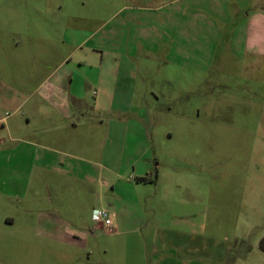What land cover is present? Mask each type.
<instances>
[{
    "label": "crops",
    "instance_id": "1",
    "mask_svg": "<svg viewBox=\"0 0 264 264\" xmlns=\"http://www.w3.org/2000/svg\"><path fill=\"white\" fill-rule=\"evenodd\" d=\"M232 25V50H239L244 58L256 57L263 81L264 0H122L99 32L67 27L64 40L76 50L89 49L76 62L72 61L76 51L70 53L40 81L36 92L41 96L30 109L32 116L26 114L21 120L18 113L26 100L3 97L10 83L0 79V196L27 203L32 200L33 184L48 183V174L56 186L50 198L61 212L71 211L72 205L75 210L80 202L79 192L76 198L71 195L73 186L110 189L115 209L111 233L124 237L130 255L114 264H264V228L256 233L255 227L250 230L245 224L250 215L234 210L238 194H228V188L222 192L213 186L206 195L195 188L190 192L180 188L178 195L164 196L170 198L177 218L173 227L144 222L147 202L138 193L141 185L155 181L150 131L141 125L149 122V113L135 106L137 74L148 68L135 61L164 52L169 62L181 66H186L187 57H194L192 67L202 70L200 59L207 57L211 66L218 41L227 36L221 27ZM204 40L209 52L202 50ZM65 65L69 74L59 76L57 70ZM106 119L108 130L103 131ZM102 136L105 140L98 142ZM37 193L41 198L42 192ZM163 199L159 196L149 210L155 216ZM256 201V210L262 202L258 215H264V195ZM235 216L245 220L235 224ZM60 221L69 222L63 217ZM148 240L150 259L143 253L132 257Z\"/></svg>",
    "mask_w": 264,
    "mask_h": 264
},
{
    "label": "rangeland",
    "instance_id": "2",
    "mask_svg": "<svg viewBox=\"0 0 264 264\" xmlns=\"http://www.w3.org/2000/svg\"><path fill=\"white\" fill-rule=\"evenodd\" d=\"M121 5L122 0H0V79L10 83L3 97L26 100L18 113L21 120L26 114L32 116L30 109L41 96L36 92L40 81L70 53L76 51L72 60L76 62L89 49L76 50L64 40L67 27L99 32L103 21ZM217 21L220 27L221 21ZM221 28L227 36L218 41L211 66L207 57L196 58L204 65L202 70L192 67L194 57H187L186 66H181L169 62L164 52L135 61L148 68L137 74L135 106L149 113V122L141 125L150 131L152 176L157 181L138 190L147 202L143 219L147 224L176 226L172 202L164 196L178 195L180 188H187L185 192L195 188L196 193L206 195L216 186L218 191L228 188V194H238L234 210L250 215L245 221L250 230L255 227L256 233L264 228V215H258L261 201L256 210L257 197L264 195V80H259L256 57H242L236 46L238 51L232 50L234 26ZM206 42L202 50L209 52ZM69 70L65 65L57 73L65 75ZM107 122L103 131L108 130ZM6 137L2 135V139ZM102 140L105 136L98 142ZM45 175L48 183L33 184L32 200L27 203L0 196V264H114L130 257L124 237L98 224L94 214L108 210L113 216L110 189L70 187L75 198L80 193V202L75 210L72 205L71 211L65 208L61 213L50 198L56 186ZM37 191L42 192L41 198ZM159 196L163 199L161 216H155L149 210L157 205ZM254 212H258L256 216ZM222 220L226 223V218ZM237 220L242 223L245 216H235V224ZM206 224L212 225L210 218ZM54 227L59 230L54 232ZM150 244L148 240L140 254L135 251L131 256L143 253L150 259Z\"/></svg>",
    "mask_w": 264,
    "mask_h": 264
},
{
    "label": "built area",
    "instance_id": "3",
    "mask_svg": "<svg viewBox=\"0 0 264 264\" xmlns=\"http://www.w3.org/2000/svg\"><path fill=\"white\" fill-rule=\"evenodd\" d=\"M94 214L97 217L98 224H102L110 232L113 231V218L108 210H97Z\"/></svg>",
    "mask_w": 264,
    "mask_h": 264
},
{
    "label": "trees",
    "instance_id": "4",
    "mask_svg": "<svg viewBox=\"0 0 264 264\" xmlns=\"http://www.w3.org/2000/svg\"><path fill=\"white\" fill-rule=\"evenodd\" d=\"M139 181H141V180H139Z\"/></svg>",
    "mask_w": 264,
    "mask_h": 264
}]
</instances>
